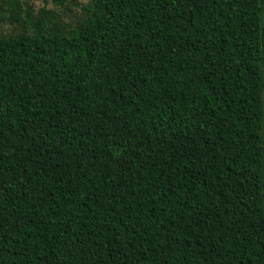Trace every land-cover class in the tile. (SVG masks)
Masks as SVG:
<instances>
[{"label": "trees", "instance_id": "16d2710c", "mask_svg": "<svg viewBox=\"0 0 264 264\" xmlns=\"http://www.w3.org/2000/svg\"><path fill=\"white\" fill-rule=\"evenodd\" d=\"M1 1L0 264H264V0Z\"/></svg>", "mask_w": 264, "mask_h": 264}, {"label": "rangeland", "instance_id": "374dc122", "mask_svg": "<svg viewBox=\"0 0 264 264\" xmlns=\"http://www.w3.org/2000/svg\"><path fill=\"white\" fill-rule=\"evenodd\" d=\"M24 2L23 7L27 8L31 13L35 14L39 9H54L66 25H71L73 21L80 18V7L85 5L89 0H65L60 7H54L50 0H19ZM5 5L0 0V14L4 10ZM260 22L264 24V12L260 14ZM15 25H11L7 20V14L4 13L0 19V35L15 33ZM264 76V72H263ZM262 125L261 139L264 141V104L262 103Z\"/></svg>", "mask_w": 264, "mask_h": 264}]
</instances>
